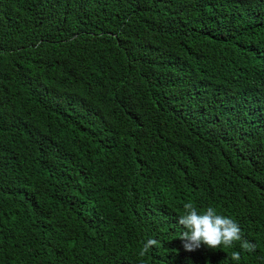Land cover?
Instances as JSON below:
<instances>
[{
  "label": "trees",
  "instance_id": "trees-1",
  "mask_svg": "<svg viewBox=\"0 0 264 264\" xmlns=\"http://www.w3.org/2000/svg\"><path fill=\"white\" fill-rule=\"evenodd\" d=\"M189 201L264 264V0H0V264H237Z\"/></svg>",
  "mask_w": 264,
  "mask_h": 264
},
{
  "label": "clouds",
  "instance_id": "clouds-1",
  "mask_svg": "<svg viewBox=\"0 0 264 264\" xmlns=\"http://www.w3.org/2000/svg\"><path fill=\"white\" fill-rule=\"evenodd\" d=\"M184 212L178 215V224L185 230L179 236L183 241L186 251H195L202 246L210 249H218L221 246L234 248L236 242H240V250L231 253V260L237 264L241 261V251L254 252L256 244L245 238L244 233L235 219L219 214L215 207L209 206L199 211L192 201L183 204ZM158 241L149 238L139 251L141 258L145 257L149 249L158 246ZM140 264H144L141 260Z\"/></svg>",
  "mask_w": 264,
  "mask_h": 264
}]
</instances>
